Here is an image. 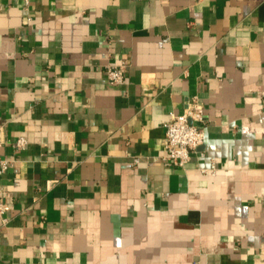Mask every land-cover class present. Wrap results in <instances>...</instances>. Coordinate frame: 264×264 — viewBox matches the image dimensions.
Listing matches in <instances>:
<instances>
[{
  "label": "crops",
  "instance_id": "crops-1",
  "mask_svg": "<svg viewBox=\"0 0 264 264\" xmlns=\"http://www.w3.org/2000/svg\"><path fill=\"white\" fill-rule=\"evenodd\" d=\"M0 139V264H264V0H0Z\"/></svg>",
  "mask_w": 264,
  "mask_h": 264
},
{
  "label": "built area",
  "instance_id": "built-area-1",
  "mask_svg": "<svg viewBox=\"0 0 264 264\" xmlns=\"http://www.w3.org/2000/svg\"><path fill=\"white\" fill-rule=\"evenodd\" d=\"M28 4V0H26ZM127 63H110L107 65L108 80L113 85L122 84L126 79ZM206 120L204 105L198 95L188 100L182 113H171L170 118L165 122V158L173 165L185 167L195 152L205 141V134L202 124ZM1 142V139H0ZM27 139L23 136L16 141L17 147H24ZM138 161V159H135ZM11 165V160L0 158V173H3ZM216 164L211 163L208 167H202L204 173H214ZM8 193L0 188V219L7 221L6 214L9 204L6 200Z\"/></svg>",
  "mask_w": 264,
  "mask_h": 264
}]
</instances>
